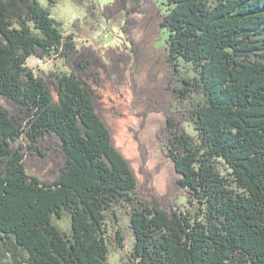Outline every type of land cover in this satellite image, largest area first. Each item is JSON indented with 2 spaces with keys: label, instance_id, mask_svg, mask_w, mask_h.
<instances>
[{
  "label": "trees",
  "instance_id": "trees-1",
  "mask_svg": "<svg viewBox=\"0 0 264 264\" xmlns=\"http://www.w3.org/2000/svg\"><path fill=\"white\" fill-rule=\"evenodd\" d=\"M130 1L87 12L129 36ZM162 4L181 97L157 135L177 176L159 195L115 147L95 91L120 55L63 35L37 0H0V264H108L123 248L116 210L127 264H264V0ZM30 57L62 68L36 73Z\"/></svg>",
  "mask_w": 264,
  "mask_h": 264
},
{
  "label": "rangeland",
  "instance_id": "rangeland-1",
  "mask_svg": "<svg viewBox=\"0 0 264 264\" xmlns=\"http://www.w3.org/2000/svg\"><path fill=\"white\" fill-rule=\"evenodd\" d=\"M37 1L49 10L63 35L73 34L78 43L87 42L105 60L120 55L118 73L112 76V80L102 74L101 86L95 87L102 116L115 147L129 161L139 185L151 184L159 195L166 194L169 184L177 176L164 157L157 135L163 128L165 110L176 103V96H181L172 92L180 84V76L171 69L160 47L167 35L159 26L165 13L163 0H149L147 3L131 0L128 3V8L141 11L132 15L136 27L129 36L121 34L122 19L107 23L99 15L94 17L87 12L89 5L98 10L112 0ZM127 37L141 48L137 55L132 53L128 42L123 41ZM27 65L36 73L62 68L60 59L38 63L30 57ZM30 171L33 173L35 168L30 167ZM115 214L118 223L110 228V234L119 230L124 241L121 250L109 247L108 264H127L132 245L128 219L118 210ZM58 224L67 231L69 216Z\"/></svg>",
  "mask_w": 264,
  "mask_h": 264
},
{
  "label": "built area",
  "instance_id": "built-area-1",
  "mask_svg": "<svg viewBox=\"0 0 264 264\" xmlns=\"http://www.w3.org/2000/svg\"><path fill=\"white\" fill-rule=\"evenodd\" d=\"M38 63H41L40 61H37Z\"/></svg>",
  "mask_w": 264,
  "mask_h": 264
}]
</instances>
